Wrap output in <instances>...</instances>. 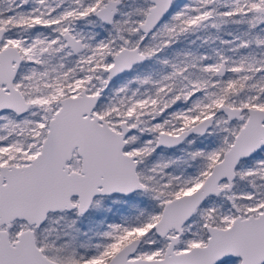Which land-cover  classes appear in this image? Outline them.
<instances>
[{
	"label": "snow or ice",
	"instance_id": "1",
	"mask_svg": "<svg viewBox=\"0 0 264 264\" xmlns=\"http://www.w3.org/2000/svg\"><path fill=\"white\" fill-rule=\"evenodd\" d=\"M0 264H264V0H0Z\"/></svg>",
	"mask_w": 264,
	"mask_h": 264
}]
</instances>
